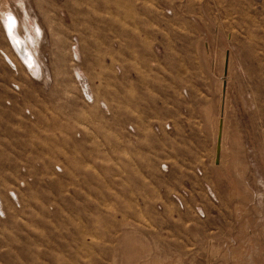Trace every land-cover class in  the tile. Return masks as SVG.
Instances as JSON below:
<instances>
[{
  "label": "rangeland",
  "instance_id": "obj_1",
  "mask_svg": "<svg viewBox=\"0 0 264 264\" xmlns=\"http://www.w3.org/2000/svg\"><path fill=\"white\" fill-rule=\"evenodd\" d=\"M0 264H264V0H0Z\"/></svg>",
  "mask_w": 264,
  "mask_h": 264
},
{
  "label": "bare ground",
  "instance_id": "obj_2",
  "mask_svg": "<svg viewBox=\"0 0 264 264\" xmlns=\"http://www.w3.org/2000/svg\"><path fill=\"white\" fill-rule=\"evenodd\" d=\"M13 11V10H12ZM9 8L4 10V23L5 27L11 37L13 45L17 50L21 52L23 55L25 63L28 64L31 68L34 65V55L31 53L29 49V41H32L31 36L28 38L20 35L17 27V21L15 17V13H13ZM3 17V16H2ZM39 30V29H38ZM6 32V31H5ZM34 53V52H33ZM35 69V68H34ZM227 73V69H225V74ZM224 85L227 87L226 76H222V85L220 89L221 99H220V113L216 118V132H215V140H214V152L216 155V161L220 158V153L223 149V142L225 137V119L224 112L226 108V97H227V89H224ZM219 143V144H218ZM219 145V149H218Z\"/></svg>",
  "mask_w": 264,
  "mask_h": 264
},
{
  "label": "water",
  "instance_id": "obj_3",
  "mask_svg": "<svg viewBox=\"0 0 264 264\" xmlns=\"http://www.w3.org/2000/svg\"><path fill=\"white\" fill-rule=\"evenodd\" d=\"M226 69H227V65H226ZM224 89H226V85H224ZM219 144V143H218ZM218 149H219V145H218Z\"/></svg>",
  "mask_w": 264,
  "mask_h": 264
}]
</instances>
